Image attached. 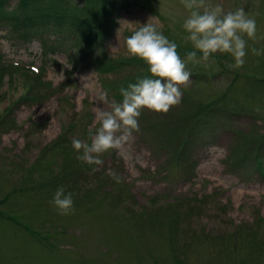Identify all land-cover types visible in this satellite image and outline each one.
Returning a JSON list of instances; mask_svg holds the SVG:
<instances>
[{
    "label": "rangeland",
    "instance_id": "obj_1",
    "mask_svg": "<svg viewBox=\"0 0 264 264\" xmlns=\"http://www.w3.org/2000/svg\"><path fill=\"white\" fill-rule=\"evenodd\" d=\"M65 1L71 10L94 3ZM129 1L88 55L68 31L21 39L0 18V264H264V174L255 165L264 159V0H210L255 18L244 65L220 53L188 62L181 102L167 113L142 109L139 130L89 165L72 140L91 144L97 110L122 102L130 76H150L126 38L149 22L182 59L195 50L182 0ZM15 6L5 2L6 14ZM92 57L117 65L100 72ZM29 65L41 79L20 69ZM28 87L40 96L19 100ZM60 187L73 194L69 214L52 203Z\"/></svg>",
    "mask_w": 264,
    "mask_h": 264
},
{
    "label": "clouds",
    "instance_id": "obj_2",
    "mask_svg": "<svg viewBox=\"0 0 264 264\" xmlns=\"http://www.w3.org/2000/svg\"><path fill=\"white\" fill-rule=\"evenodd\" d=\"M189 15L184 20L183 28L188 33L186 39L195 50L186 53L182 59L177 51V44L170 41L157 26L147 22L142 24L126 38L127 52L143 60L150 76L129 83L121 88L122 102L113 103L111 111L97 110L100 126L91 136V144L80 139H73L72 146L82 152L79 159L89 165H102L101 156L110 150L119 149L133 131L139 130L138 118L142 109L157 113H167L181 102L180 86L186 85L191 78L187 63L208 61L217 53L230 54L234 58L235 68L245 63L247 40L255 39L257 26L254 17L243 8L225 12L222 5L210 0H182ZM262 50L252 49L254 55H261ZM197 52L202 53L200 59ZM109 174L119 182L115 172ZM53 205L61 214H69L73 208V194H65L63 187L58 188L53 196Z\"/></svg>",
    "mask_w": 264,
    "mask_h": 264
},
{
    "label": "trees",
    "instance_id": "obj_3",
    "mask_svg": "<svg viewBox=\"0 0 264 264\" xmlns=\"http://www.w3.org/2000/svg\"><path fill=\"white\" fill-rule=\"evenodd\" d=\"M7 1L9 0H0V18L6 19L8 17V20L19 30L20 36H18L21 39H30L33 36L39 37L44 32L49 31L58 35L62 34L63 31H68L82 42L83 53L87 55L92 54L93 47L101 46L105 33L112 27L110 15L119 8L127 9L128 6H131L129 0H85L86 4L94 2L91 8L86 5L71 10L65 0H16L15 10H13L16 13L7 15L4 8ZM39 38L43 42V36ZM91 56L84 61L89 62ZM92 58L91 64L100 72L111 71L117 65L112 60ZM119 63H122V61ZM0 67L5 66L0 65ZM34 77L41 79L40 74L34 75ZM130 77H133L135 82L141 78L137 74ZM129 81L132 82V80ZM28 89L19 100H36V96H40V93L32 92V87ZM46 91L43 89V93H46ZM181 145L182 148L185 147L187 145L186 140ZM255 165H257V170L260 169L258 171L263 170L264 172V159L258 158Z\"/></svg>",
    "mask_w": 264,
    "mask_h": 264
}]
</instances>
